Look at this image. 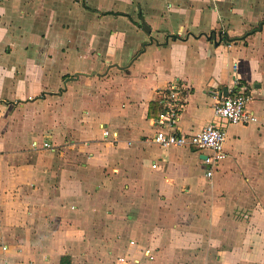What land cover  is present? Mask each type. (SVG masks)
I'll return each mask as SVG.
<instances>
[{
	"label": "crops",
	"instance_id": "obj_1",
	"mask_svg": "<svg viewBox=\"0 0 264 264\" xmlns=\"http://www.w3.org/2000/svg\"><path fill=\"white\" fill-rule=\"evenodd\" d=\"M173 84L179 134L252 97L211 177L153 142ZM63 257L264 264V0H0V264Z\"/></svg>",
	"mask_w": 264,
	"mask_h": 264
},
{
	"label": "built area",
	"instance_id": "obj_2",
	"mask_svg": "<svg viewBox=\"0 0 264 264\" xmlns=\"http://www.w3.org/2000/svg\"><path fill=\"white\" fill-rule=\"evenodd\" d=\"M166 108L160 113L157 124L160 130L155 135L153 142L163 148H193L204 154V165L209 168L207 176L213 175V168L227 159L225 143L227 138L226 128L229 126H247L258 122L255 114L248 109L252 97L246 92L235 93L231 91L224 95L217 89H212L210 94L215 100L214 120L207 124L199 133L196 134H179L175 130L181 113L186 107V102L179 101L180 90L175 84L167 90ZM110 132L105 131L104 137L108 138ZM117 134H114V138ZM43 148L54 150V146L45 142ZM135 244V242H131ZM145 255L152 259L150 252L147 250ZM119 262H127L125 258H120Z\"/></svg>",
	"mask_w": 264,
	"mask_h": 264
},
{
	"label": "trees",
	"instance_id": "obj_3",
	"mask_svg": "<svg viewBox=\"0 0 264 264\" xmlns=\"http://www.w3.org/2000/svg\"><path fill=\"white\" fill-rule=\"evenodd\" d=\"M60 264H71V258L70 257H63L61 259V263Z\"/></svg>",
	"mask_w": 264,
	"mask_h": 264
},
{
	"label": "water",
	"instance_id": "obj_4",
	"mask_svg": "<svg viewBox=\"0 0 264 264\" xmlns=\"http://www.w3.org/2000/svg\"><path fill=\"white\" fill-rule=\"evenodd\" d=\"M226 95V94H225Z\"/></svg>",
	"mask_w": 264,
	"mask_h": 264
}]
</instances>
